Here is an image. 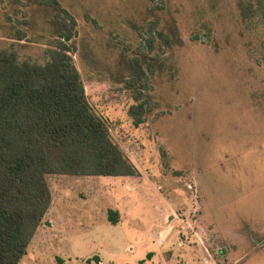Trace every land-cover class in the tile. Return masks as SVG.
Returning a JSON list of instances; mask_svg holds the SVG:
<instances>
[{
  "label": "rangeland",
  "instance_id": "374dc122",
  "mask_svg": "<svg viewBox=\"0 0 264 264\" xmlns=\"http://www.w3.org/2000/svg\"><path fill=\"white\" fill-rule=\"evenodd\" d=\"M59 1L87 99L139 174H49L19 264H264V0ZM57 40L40 0H0V47L42 61Z\"/></svg>",
  "mask_w": 264,
  "mask_h": 264
},
{
  "label": "trees",
  "instance_id": "16d2710c",
  "mask_svg": "<svg viewBox=\"0 0 264 264\" xmlns=\"http://www.w3.org/2000/svg\"><path fill=\"white\" fill-rule=\"evenodd\" d=\"M40 4L52 12L58 33L44 59L21 58L13 45L0 47V264H19L27 253L51 204L49 174H139L87 99L71 54L76 46L68 42L77 33L76 18L59 0ZM147 41L152 44V38ZM131 66L136 70L127 86H144L146 71L139 59L134 58ZM142 95L137 88L135 98ZM145 111L143 101L129 109L136 124L143 121ZM117 214L109 211L113 223ZM92 260L101 262L98 255L86 261ZM144 262L145 258L132 264Z\"/></svg>",
  "mask_w": 264,
  "mask_h": 264
}]
</instances>
